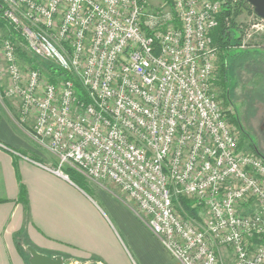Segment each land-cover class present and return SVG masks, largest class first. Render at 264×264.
<instances>
[{"label":"built area","instance_id":"1","mask_svg":"<svg viewBox=\"0 0 264 264\" xmlns=\"http://www.w3.org/2000/svg\"><path fill=\"white\" fill-rule=\"evenodd\" d=\"M226 1L241 0H0L18 37L0 38L3 96L21 124L33 118L55 159L45 170L119 189L180 264H218L220 247L264 264V159L240 146L212 88ZM19 51L34 61L22 67ZM43 65L65 75L50 83Z\"/></svg>","mask_w":264,"mask_h":264},{"label":"crops","instance_id":"2","mask_svg":"<svg viewBox=\"0 0 264 264\" xmlns=\"http://www.w3.org/2000/svg\"><path fill=\"white\" fill-rule=\"evenodd\" d=\"M32 124L19 122L0 84V264H29L27 248L65 264H180L133 206L45 170L55 159L31 136Z\"/></svg>","mask_w":264,"mask_h":264},{"label":"rangeland","instance_id":"3","mask_svg":"<svg viewBox=\"0 0 264 264\" xmlns=\"http://www.w3.org/2000/svg\"><path fill=\"white\" fill-rule=\"evenodd\" d=\"M152 3H156V0H152ZM251 18L252 15L249 8H243L236 21L237 25L242 27V33H239L240 38L237 42L239 45L236 46V49L239 51L259 49L262 53H264V33L259 34L258 32L250 31L249 26L252 23ZM5 35L6 31L0 28V38ZM22 53H24V58L20 57L19 55V65L22 67L28 66L27 63L30 65V62L34 61L33 56L30 52H26V54L25 52ZM46 68V65L41 67L43 76L47 79L48 75L46 74ZM217 68L218 61H216L215 80L218 77ZM228 79L229 80L226 90H223L213 83L212 88L217 97L219 105L221 109L227 113V118L229 121L231 120V117L234 118L235 123L230 121L231 128L243 150L246 152L258 153L264 158V96L259 94V92H256L257 89H259V85L264 84V64L257 66L253 65L243 72H234L230 69L228 72ZM4 82V85H7V81L4 80ZM224 95H226V105L225 101L223 100ZM37 145L40 148H43L38 143ZM52 168L55 167L52 166ZM68 170L70 169H63V174L67 175L66 172ZM80 179V182L83 183L81 186L86 189V192L89 195H91V193L88 190V187H94L110 194L115 200L126 202L127 204L133 206V204L128 201L125 195H123L121 191L113 185L107 182H96L90 180L82 174H80ZM254 243L255 242H251V244ZM217 256L219 261L218 264H233L229 248H218Z\"/></svg>","mask_w":264,"mask_h":264},{"label":"trees","instance_id":"4","mask_svg":"<svg viewBox=\"0 0 264 264\" xmlns=\"http://www.w3.org/2000/svg\"><path fill=\"white\" fill-rule=\"evenodd\" d=\"M248 7L250 13H253V10L250 8L251 6L244 0H241L238 4H231L230 1H226L221 8L220 13L217 16V26L212 30L210 36L213 45L218 50V68L217 73L218 77L214 80V84L219 86L223 90H226V86L228 84V72L231 69L234 72H243L247 70L251 66H257L264 64V53H262L259 49H250L245 51H239L236 49L239 44L237 43L240 38V34L242 33V29L240 25H237L236 21L241 14L243 8ZM0 28L2 30L7 31V38L11 41H16L18 37L15 39L16 33L9 28V26L0 19ZM22 53L19 51V55ZM46 70L49 72V82L54 83L55 79L53 74L59 72L58 75H65L62 71L54 68L53 66H46ZM82 92V91H81ZM256 92L264 96V84L259 85V89ZM223 100L226 102V95L223 96ZM231 122L235 123L233 117H231ZM21 155H25L24 152H20ZM258 154V153H256ZM259 155V154H258ZM260 156V155H259ZM261 157V156H260ZM263 158V157H262ZM264 159V158H263ZM33 160L38 161L36 158ZM67 177L70 181H72L75 185H77L80 189L86 191L84 187L81 185L83 183L80 182V174L73 171L68 170ZM25 198V189L21 187V200ZM182 208L185 212H187L192 217H197V209L194 208V204L190 200H186L181 198L179 200ZM256 242V241H253Z\"/></svg>","mask_w":264,"mask_h":264},{"label":"water","instance_id":"5","mask_svg":"<svg viewBox=\"0 0 264 264\" xmlns=\"http://www.w3.org/2000/svg\"><path fill=\"white\" fill-rule=\"evenodd\" d=\"M246 1L253 9L254 14L264 21V0H244ZM29 254V264H65L62 258L60 257H48L42 254H39L32 248H27Z\"/></svg>","mask_w":264,"mask_h":264}]
</instances>
